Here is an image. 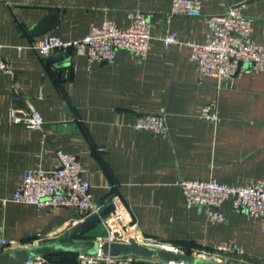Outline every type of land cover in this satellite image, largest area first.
Returning <instances> with one entry per match:
<instances>
[{
    "label": "crops",
    "instance_id": "crops-1",
    "mask_svg": "<svg viewBox=\"0 0 264 264\" xmlns=\"http://www.w3.org/2000/svg\"><path fill=\"white\" fill-rule=\"evenodd\" d=\"M172 0H0V226L4 235L26 244L54 240L79 222L74 206L37 207L15 202L23 174L58 166L57 150L77 156L90 198L118 195L134 216V227L200 255L220 242L243 253L223 252L236 264H264V229L257 218L221 205L225 219L213 223L205 206L186 207L179 179L214 177L232 185H264V72L232 79L201 76L188 42H205V15L240 5L251 21L250 39L264 46V0H202V16L170 14ZM60 14L59 25L45 34L63 40L82 38L93 25L110 20L119 26L148 16L151 41L143 56L116 50L112 62L71 55L65 70L47 65L33 47L40 36L27 29L44 15ZM177 41L164 46L161 38ZM44 35V34H43ZM211 105L216 120L200 116ZM10 107L35 109L45 124L30 128L8 123ZM162 114L167 131L135 130L136 114ZM104 233L97 224L84 233ZM64 260L74 259L72 253ZM152 262V261H151ZM157 264H162L156 262Z\"/></svg>",
    "mask_w": 264,
    "mask_h": 264
},
{
    "label": "built area",
    "instance_id": "built-area-1",
    "mask_svg": "<svg viewBox=\"0 0 264 264\" xmlns=\"http://www.w3.org/2000/svg\"><path fill=\"white\" fill-rule=\"evenodd\" d=\"M202 0H172L170 14L198 17L202 16ZM133 21L127 26H119L110 20L93 25L80 39L66 41L54 34H44L37 38L33 47L41 56L56 50H73L84 54L88 60L112 62L116 50L123 48L135 56H143L149 49L151 34L148 16L144 12H128ZM209 33L205 42H188L191 59L196 62L201 76H213L217 79H232L251 72H264V46L250 39L251 21L241 12L240 5L231 6L225 13L203 16ZM161 41L166 47L177 41L167 33ZM1 50V44H0ZM10 65L3 60L0 53V71L8 72ZM200 116L207 120L218 117L211 105H204ZM8 123L22 124L30 128H42L45 124L41 114L35 109L10 107ZM135 130H144L153 134H164L167 131L165 116L162 114H136L132 122ZM59 164L50 169L32 168L23 174L13 200L33 204L37 207L74 206L79 221L99 212L108 204H113L114 212L107 214L100 221L104 233L96 236L98 241L131 242L160 246L179 250L177 247L157 238L140 233L135 227L132 214L118 195H111L101 201L90 198L91 184L81 173L80 162L76 155L56 151ZM186 207H207L208 219L221 222L225 219L221 205L231 199L234 208L243 210L257 218L264 229V185L258 181L248 185H232L214 177L206 179H179ZM15 240L7 238L0 226V251L14 248ZM181 251V250H179ZM223 252L241 254L243 251L229 242H220L214 251L203 250L200 256L217 260ZM78 264H132L134 260L153 259L135 255L108 256L99 249L94 254L76 255ZM33 264L49 263L48 257L39 256L29 260ZM157 262V261H156ZM166 264V263H162ZM170 264V263H167Z\"/></svg>",
    "mask_w": 264,
    "mask_h": 264
},
{
    "label": "water",
    "instance_id": "water-1",
    "mask_svg": "<svg viewBox=\"0 0 264 264\" xmlns=\"http://www.w3.org/2000/svg\"><path fill=\"white\" fill-rule=\"evenodd\" d=\"M61 16L50 12L41 17L27 29L30 36H40L55 29L60 23ZM71 55L65 50H59L46 57L47 65L57 69H66L71 65ZM114 212L113 204H108L99 212L73 224L63 234L54 240L35 242L24 246L0 251V264H33L29 260L39 256H50L52 261L44 264H63L66 253L94 254L99 249L104 255L138 257L153 259L160 263L170 264H236L224 260L200 256L185 251L164 248L160 246L140 244L135 241H98L95 237L84 236V233L100 223L107 214ZM133 222L134 216L132 215Z\"/></svg>",
    "mask_w": 264,
    "mask_h": 264
},
{
    "label": "trees",
    "instance_id": "trees-1",
    "mask_svg": "<svg viewBox=\"0 0 264 264\" xmlns=\"http://www.w3.org/2000/svg\"><path fill=\"white\" fill-rule=\"evenodd\" d=\"M66 254H67V253H66ZM72 254H75V253H72ZM76 255H77V254H75V256H76ZM48 259H49L50 262L52 261V259H51L50 256H48ZM61 263H63V264H78V262H77V260H76V257H75L74 259H71V260H67V259L64 260V257H63ZM132 264H157V263H155V262H151V261H146V260H134V261L132 262Z\"/></svg>",
    "mask_w": 264,
    "mask_h": 264
},
{
    "label": "rangeland",
    "instance_id": "rangeland-1",
    "mask_svg": "<svg viewBox=\"0 0 264 264\" xmlns=\"http://www.w3.org/2000/svg\"><path fill=\"white\" fill-rule=\"evenodd\" d=\"M99 225H100V223H99Z\"/></svg>",
    "mask_w": 264,
    "mask_h": 264
}]
</instances>
